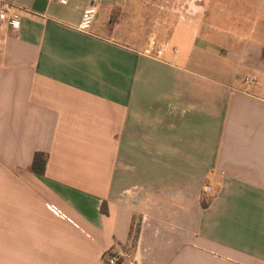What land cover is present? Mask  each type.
<instances>
[{
    "label": "crops",
    "instance_id": "1",
    "mask_svg": "<svg viewBox=\"0 0 264 264\" xmlns=\"http://www.w3.org/2000/svg\"><path fill=\"white\" fill-rule=\"evenodd\" d=\"M5 1L0 264H264V0Z\"/></svg>",
    "mask_w": 264,
    "mask_h": 264
},
{
    "label": "built area",
    "instance_id": "2",
    "mask_svg": "<svg viewBox=\"0 0 264 264\" xmlns=\"http://www.w3.org/2000/svg\"><path fill=\"white\" fill-rule=\"evenodd\" d=\"M63 4H67L69 0H58ZM15 6L5 0H0V19L11 20L17 24L20 23L19 15L15 13ZM11 10L14 14H10ZM97 14V6L95 3L91 4L84 9L82 19L77 26V29L83 32H91L95 18ZM169 48V44H162L157 47L155 39L151 41L150 49L147 54L155 58H162ZM177 50V48H174ZM258 80L257 75L251 74L244 77V81L249 85L253 86ZM208 191H211L212 187L207 186ZM105 258L108 264H138L137 258L135 257V250L132 244V240L128 245L115 246L108 249L105 253Z\"/></svg>",
    "mask_w": 264,
    "mask_h": 264
},
{
    "label": "trees",
    "instance_id": "3",
    "mask_svg": "<svg viewBox=\"0 0 264 264\" xmlns=\"http://www.w3.org/2000/svg\"><path fill=\"white\" fill-rule=\"evenodd\" d=\"M49 159V153L46 151L38 150L34 154V159L32 164L30 165V170L37 173V174H44L47 168V163ZM202 204L204 207H207L209 205V200L207 201L206 198L204 197L202 199ZM133 230H132V244L133 246H136L137 241L140 236V230L141 226L140 223H134L132 224Z\"/></svg>",
    "mask_w": 264,
    "mask_h": 264
},
{
    "label": "rangeland",
    "instance_id": "4",
    "mask_svg": "<svg viewBox=\"0 0 264 264\" xmlns=\"http://www.w3.org/2000/svg\"><path fill=\"white\" fill-rule=\"evenodd\" d=\"M208 192V191H207ZM210 192V191H209Z\"/></svg>",
    "mask_w": 264,
    "mask_h": 264
}]
</instances>
